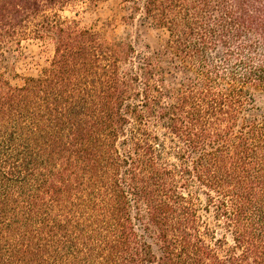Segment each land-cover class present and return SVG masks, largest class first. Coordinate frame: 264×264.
I'll use <instances>...</instances> for the list:
<instances>
[{
  "label": "trees",
  "instance_id": "trees-1",
  "mask_svg": "<svg viewBox=\"0 0 264 264\" xmlns=\"http://www.w3.org/2000/svg\"><path fill=\"white\" fill-rule=\"evenodd\" d=\"M97 1L0 0V264H264V0H121L173 72L59 14Z\"/></svg>",
  "mask_w": 264,
  "mask_h": 264
},
{
  "label": "rangeland",
  "instance_id": "rangeland-1",
  "mask_svg": "<svg viewBox=\"0 0 264 264\" xmlns=\"http://www.w3.org/2000/svg\"><path fill=\"white\" fill-rule=\"evenodd\" d=\"M59 14L82 29L99 33L109 40H128L142 53L162 57L163 67L173 72L172 66L164 63L167 60V32L153 26L141 14L133 13L129 3L121 0L75 3L64 7ZM51 57L50 44L24 41L14 59L15 71L21 78L37 77ZM19 81L17 78L13 82ZM262 101L258 98V103Z\"/></svg>",
  "mask_w": 264,
  "mask_h": 264
}]
</instances>
